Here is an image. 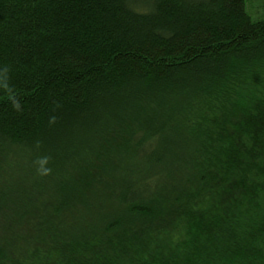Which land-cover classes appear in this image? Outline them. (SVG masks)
<instances>
[{
	"label": "trees",
	"instance_id": "16d2710c",
	"mask_svg": "<svg viewBox=\"0 0 264 264\" xmlns=\"http://www.w3.org/2000/svg\"><path fill=\"white\" fill-rule=\"evenodd\" d=\"M0 264H264V18L0 0Z\"/></svg>",
	"mask_w": 264,
	"mask_h": 264
},
{
	"label": "rangeland",
	"instance_id": "374dc122",
	"mask_svg": "<svg viewBox=\"0 0 264 264\" xmlns=\"http://www.w3.org/2000/svg\"><path fill=\"white\" fill-rule=\"evenodd\" d=\"M246 8L254 20L264 18V0H246Z\"/></svg>",
	"mask_w": 264,
	"mask_h": 264
},
{
	"label": "clouds",
	"instance_id": "9594fccd",
	"mask_svg": "<svg viewBox=\"0 0 264 264\" xmlns=\"http://www.w3.org/2000/svg\"><path fill=\"white\" fill-rule=\"evenodd\" d=\"M45 171H47V170H45Z\"/></svg>",
	"mask_w": 264,
	"mask_h": 264
}]
</instances>
